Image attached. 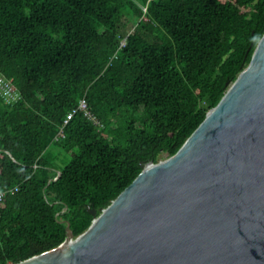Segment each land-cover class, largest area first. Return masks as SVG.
Instances as JSON below:
<instances>
[{"label": "trees", "instance_id": "obj_1", "mask_svg": "<svg viewBox=\"0 0 264 264\" xmlns=\"http://www.w3.org/2000/svg\"><path fill=\"white\" fill-rule=\"evenodd\" d=\"M263 33L264 0H0V70L22 93L0 97V264L58 246L68 221L82 233L90 207L174 154ZM83 96L104 126L79 111L56 140Z\"/></svg>", "mask_w": 264, "mask_h": 264}, {"label": "water", "instance_id": "obj_2", "mask_svg": "<svg viewBox=\"0 0 264 264\" xmlns=\"http://www.w3.org/2000/svg\"><path fill=\"white\" fill-rule=\"evenodd\" d=\"M89 209L82 233L68 221L61 244L13 264H264V33L180 148Z\"/></svg>", "mask_w": 264, "mask_h": 264}, {"label": "built area", "instance_id": "obj_3", "mask_svg": "<svg viewBox=\"0 0 264 264\" xmlns=\"http://www.w3.org/2000/svg\"><path fill=\"white\" fill-rule=\"evenodd\" d=\"M125 43V39L122 41V44ZM0 97L3 98L7 103H15L22 99V93L14 82L5 75L0 70ZM79 111H82L89 119L100 127L104 126V123L98 118V116L90 109L88 100L85 96L79 99V102L76 106L72 107L66 114L63 124L61 125L59 131L57 132L55 139L59 140L65 137V125L69 120ZM6 191L0 189V202L5 198Z\"/></svg>", "mask_w": 264, "mask_h": 264}, {"label": "rangeland", "instance_id": "obj_4", "mask_svg": "<svg viewBox=\"0 0 264 264\" xmlns=\"http://www.w3.org/2000/svg\"><path fill=\"white\" fill-rule=\"evenodd\" d=\"M135 26L136 23L133 21V19L126 16L123 22V31L127 33L133 30ZM46 156L57 169L65 166L70 160L69 153L64 148L55 143L51 144L46 150Z\"/></svg>", "mask_w": 264, "mask_h": 264}]
</instances>
